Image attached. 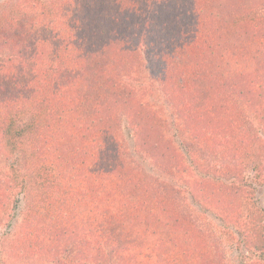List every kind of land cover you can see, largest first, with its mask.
Listing matches in <instances>:
<instances>
[{
	"label": "trees",
	"instance_id": "trees-1",
	"mask_svg": "<svg viewBox=\"0 0 264 264\" xmlns=\"http://www.w3.org/2000/svg\"><path fill=\"white\" fill-rule=\"evenodd\" d=\"M87 1L84 3L86 10H83L82 4L75 0H49L47 6L51 8L29 0L13 12L11 18L0 22V49H8L9 60L15 65L24 60L27 48L24 43L31 35L34 41L37 35L38 43L48 51L45 60L57 62L55 70L46 69L41 75L42 84L32 85L33 79L26 77L23 80L15 75L0 96V151L8 158L27 151L38 169L35 175L37 193L32 196L22 224L8 244L6 263L224 264L220 254L206 242V236L194 226L191 215H182L179 210L183 199H174L171 194H180V189L167 180L155 178L152 183L144 180V174L136 172L120 136V117L126 116L137 150L149 155L164 175H173L174 167L181 169V154L165 137L163 126L159 125L161 116L138 97L143 86L139 87L134 81L146 76L148 88L155 85L167 96L168 105L174 110L177 133L181 143L187 145L195 168L205 176L212 174V178H218V181L195 178L191 188L198 193L214 191V208L238 230V244L249 255L245 264H264L263 212L254 203V191L241 185L234 165L214 166L211 173L208 163L199 159L200 151L203 155L209 153L208 142L214 137L220 139L221 150L234 159L247 156L246 144L250 148V157H253L254 149L263 150L264 140L257 136V131L249 140L247 128L241 123L242 116L250 122L253 117L261 124L264 134L261 109L250 107L243 97H227L221 92L200 106H195L196 97L192 96L204 70L214 69L217 88L225 85V79L218 75L222 74L228 61L223 63L224 56L214 54L222 49L223 44L220 46L219 42L224 26L228 25L231 34L248 31L249 35H255L264 28L262 16L255 11L253 17L234 18L228 24L229 19L219 15L221 19L215 23L217 28L220 27L216 37V30L215 35L212 34L202 10L190 21L188 28H179L180 19L177 15L171 16L173 8L169 0H163L161 13L151 18L144 12L150 11L156 1L159 5L160 0H128V7H123L122 0H107L110 7H106L98 22L103 31L98 38L91 36L86 42L92 28L86 19L91 5V0ZM124 9L132 18L139 17L134 27L138 31L134 30V33L132 28H127L120 38V29L129 20L122 14ZM55 13L57 17L53 18ZM26 21L32 23L31 33L26 29ZM241 23H244L241 29L234 28ZM99 39L119 43L121 55L128 56L132 66L119 76L110 94L114 96L111 101L115 108L109 118L98 127H87L77 119L72 123L78 108L75 106L78 98L72 90L83 80L85 55L92 56L104 45ZM174 42H177L175 47ZM81 43L86 45L80 48ZM250 43L247 45L251 48ZM247 45L243 43L237 48L232 45L231 50L237 49L236 54L243 55ZM141 46L157 51L160 56L185 50L196 54L190 56L200 58L180 64L172 57L163 76L152 71L151 75H146L139 70L144 66ZM52 74L56 76V82L50 77ZM227 99L233 104L227 103L226 107ZM238 107L243 109L238 110ZM247 111H252L253 116L248 113L246 116ZM241 112L244 114L240 115ZM24 115L28 121L22 126L17 125L15 119L21 120ZM67 139H72V143L65 150L63 146ZM57 149L58 153L54 155ZM60 149L72 156L67 157ZM256 172L258 176L261 170ZM2 184L0 222L9 216L18 190L16 176H10ZM243 205L247 206L244 216L240 212ZM149 221L166 222L170 229L156 234L149 228L140 236L138 244L130 241L127 248H123L122 243L115 245L113 224L120 226L115 232H122L131 225L147 227L145 222L148 224ZM112 247L115 251L106 252L105 249L112 250Z\"/></svg>",
	"mask_w": 264,
	"mask_h": 264
},
{
	"label": "rangeland",
	"instance_id": "rangeland-1",
	"mask_svg": "<svg viewBox=\"0 0 264 264\" xmlns=\"http://www.w3.org/2000/svg\"><path fill=\"white\" fill-rule=\"evenodd\" d=\"M34 1L38 3L41 2L42 5L50 7V5L47 6L49 0ZM75 1L79 2V5L82 4V9L86 10L84 3L87 0ZM129 1L122 0L123 7H128L130 5ZM162 1L163 0L159 1V5H157L156 1L154 6L150 8V11L147 13L144 12V14L150 18L155 14H160ZM28 2L29 0H0V22L5 19L8 20L9 17L11 18L13 12H16L19 10V7ZM106 2L107 0H91L90 14H87L86 19H88V23H91L92 28H90L91 35H87L86 42L91 36L93 38H98L100 31H103L102 29H99L98 22L101 18V14L103 15L105 13L106 7H110V4H106ZM169 4L173 8L171 11L173 15L171 16L174 17L177 15L180 19L181 24L179 28H188L191 24L190 21L194 20L195 15L199 16V10H202L209 26L211 27L212 34L215 35L216 30V37L218 36L217 31L220 29V27L217 28L215 26L217 19H221L219 15L226 16L229 19V24L234 18L243 17L246 19L248 15L253 17L256 12H258L259 16L261 15L262 20L264 21V0H169ZM122 14L129 18V20L126 21L120 29V38H122V34H126L127 28H132L131 30L134 33L135 31H138L135 30L137 27H134L139 20L138 16L132 18L131 13L127 15L125 9ZM56 17L57 13H55L53 18ZM26 23V29L31 33L30 28L32 23L29 21H26ZM243 25L244 23H241L238 27L234 28L241 29ZM229 27L230 29L233 28L231 26ZM106 29H108V27ZM32 31L34 32L33 29ZM242 31L244 30L242 29L241 32ZM247 32L248 31L242 33L233 32V34H231L228 30V25L224 26V31L221 32V37L223 38L222 41L219 42L220 46L223 44L222 49H218L214 54H222L224 56L223 63L228 61V64L223 66V70H220L222 74L218 75L225 79V85L217 88L214 69L204 70L203 74L199 77V84H195L194 90L192 91V96L196 97L195 106L204 104L206 101L213 99L215 94L221 92L227 97H243L246 104L250 107L261 109L260 115L262 116V119H264V28L255 35H249ZM35 37V41L32 35L25 40L24 46L27 47L25 49L26 53L23 57L24 60L19 62L20 64L15 65L14 61L11 62L9 60L8 54H10V52L8 49H5L4 47L0 49V65L3 67L0 68V96H3V92L6 90V87L9 86L11 78L15 75H18V77L23 80L26 77L27 79H33L32 85H37L42 84L40 83V78L41 75L45 73L46 69L55 70L57 68L56 61L45 60V54L48 51L38 43L37 35H35ZM98 41L104 43V45L97 49L95 51L96 53L92 56L91 54L87 56L85 55L82 71L83 80L78 83L77 88L72 90V92L76 94V98H78L77 102H75V106L78 108L76 109V114L73 115L74 120H72V123H75V119H77L87 127H98L109 118V113L113 112L115 108V105H113L111 101V98L114 96L111 97L110 94L114 90L116 82L119 80V76L126 73L129 67L132 66L128 56L125 57V55H121V46L119 47V43L114 44V42L110 40L109 43H107L106 39L103 41L99 39ZM176 43L177 42H174L173 47L176 46ZM243 43H245V45H247V43L251 44V48L248 47V45L246 46V55L243 53V55H241L239 52L236 54L237 49H235L236 51L231 50L232 45L237 48ZM84 45L86 44L81 43L80 48ZM141 48L140 55L144 66H140L139 70L145 72L146 75H151L150 71H152L155 75L161 74V76H163L167 71L168 63L169 66L171 65L170 62H172V57H174V59L180 64H186V61L192 60L193 58L195 59H193V61L200 58L190 56L191 54H196L185 50L181 52H169L171 54H167L168 56H160L157 54V51L153 52L149 49L145 50V46H141ZM172 49L170 51H172ZM85 52H87V48ZM146 53H151L152 55L148 57ZM234 63H236V66ZM137 74L139 73H136V75ZM50 77L53 78L55 82L57 81L56 76H53V74ZM137 79L138 80L134 81V83L136 85L139 84V87L140 85L143 86L139 89L138 97L149 103V106L155 111V114L161 116L162 119L160 120L162 124L159 123V125L161 127L163 126L162 129L167 140L169 139L168 141H170L181 154L182 162L181 169L178 170L177 167H174L173 175H164L163 172L159 170L158 165L151 161L149 155L139 149L137 150L128 119L126 116H121L118 129L120 130V136L128 149L127 151L130 159L134 163L135 168H137L136 172L143 173L144 180L150 181V183H152L153 179L157 178L163 181L167 180V182L172 185L175 184V188L180 189L181 193L178 195L171 194V196H173L174 199H183L179 209L183 212L182 215H191L195 223L194 226L197 227L199 232L203 233L204 237L206 236V242H208V245L213 247L214 250L220 254L223 263L245 264L249 255H247L244 248L238 244V241L240 240L238 237V230H236L235 226L227 222L228 219L226 216L220 215L216 208H214V203L216 201L214 191H202L201 193H198V191L191 188V183H193V179L195 178H208L216 181H218V178H212V174L205 176L195 168L192 163V158L187 152V145L184 146L181 143V138L177 133V122H175L174 110L168 105L167 96L164 94L162 95L155 85L153 88H148V80L146 76ZM126 80L129 81L127 78ZM212 83L215 84L214 90L212 89ZM227 103L233 104V101L227 99L224 106H226ZM242 109L243 107H238V110ZM244 112H241L240 115H243ZM247 113L250 117L253 116L252 111H247L245 113L246 116ZM20 119L21 120H18L17 118L15 119L16 124L19 126L24 125V123L28 121L26 115ZM242 119L243 122L241 123L247 128L246 135H249V140L256 136L255 131H257V136L264 140L262 126L255 120V118H250L252 120L251 122L245 120L244 116H242ZM71 143L72 139H67L63 149L67 150L68 145ZM187 143L188 142L184 144ZM219 143L220 139L218 140V137L210 139L208 142L210 148L209 153L203 155L200 151L199 159L203 163H208L211 173L214 170V166L225 164H228L229 166L234 165L237 168V173L240 175L241 185L248 189L252 188L254 191V203L263 212L262 224H264V149H254V155L253 157H250L248 156L250 148L248 144H246L244 149L247 151V156L240 155V157L234 159L221 150ZM59 147L61 146L59 145ZM58 149L56 152L54 151V155L58 153ZM63 149H60V152L62 151V153H64ZM66 156L71 157L72 155L68 156L67 154ZM256 167L261 170V173L258 176H256V171H259V169H256ZM37 170L33 162L30 160L27 151L25 153H16L13 157L9 158L0 151V188L3 185L2 183L8 180L12 175L16 176L18 186L16 197H13L14 204L10 207L12 212L10 211L9 216H5L2 222H0V264H7L5 253L8 244L20 228L24 213L31 202L32 196L37 193L38 189L35 185V175ZM226 184H229V182H226ZM246 211L247 206L243 205L240 210L243 216L246 215ZM165 223H162L161 221H149L148 224L145 222L147 227L144 225L143 227L140 225H131V227L124 228V231L122 232H115L116 227L118 226L117 228L120 229V226L113 224L111 226L114 230L113 241L116 246L118 243H122L123 248H127V243L130 241H133L134 244H138L140 236L144 234V231L149 230V228L156 234H161L170 229ZM181 236L185 237L186 235ZM105 250L110 253L115 251V247H112V250ZM35 264L46 263L40 261Z\"/></svg>",
	"mask_w": 264,
	"mask_h": 264
}]
</instances>
